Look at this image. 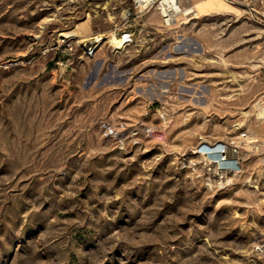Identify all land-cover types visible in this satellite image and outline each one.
Returning a JSON list of instances; mask_svg holds the SVG:
<instances>
[{
    "label": "rangeland",
    "instance_id": "374dc122",
    "mask_svg": "<svg viewBox=\"0 0 264 264\" xmlns=\"http://www.w3.org/2000/svg\"><path fill=\"white\" fill-rule=\"evenodd\" d=\"M181 2L0 0V264H264V25Z\"/></svg>",
    "mask_w": 264,
    "mask_h": 264
},
{
    "label": "built area",
    "instance_id": "2783aa9c",
    "mask_svg": "<svg viewBox=\"0 0 264 264\" xmlns=\"http://www.w3.org/2000/svg\"><path fill=\"white\" fill-rule=\"evenodd\" d=\"M233 3L242 6L243 12L246 17L258 24L264 25V0H230ZM133 9H137L139 12L149 11L151 9H156L160 15L161 24L164 27L173 26L174 22L177 21V17L180 16L175 9V5H182L181 0H129ZM126 14L129 16L131 14L130 8L126 9ZM181 20V19H180ZM179 20V21H180ZM178 21V22H179ZM125 35L124 44L126 45L131 41L132 35L130 32H124L121 35ZM95 41L96 38H95ZM94 50V46H87V53H91ZM258 105L264 107V95H262L257 101ZM245 133L242 134L244 136ZM202 145L198 147L200 149ZM209 148L213 152L217 153L218 158H212L210 150L205 151V156L211 164L217 162V170L222 171L224 169H230L229 172H238L240 170L239 158L237 156L238 145L232 144L228 145L222 142L209 144ZM226 160L225 162H222Z\"/></svg>",
    "mask_w": 264,
    "mask_h": 264
},
{
    "label": "bare ground",
    "instance_id": "6f19581e",
    "mask_svg": "<svg viewBox=\"0 0 264 264\" xmlns=\"http://www.w3.org/2000/svg\"><path fill=\"white\" fill-rule=\"evenodd\" d=\"M176 1V0H175ZM224 2L226 3H232L230 0H223ZM175 9L176 11L178 12V14H182V15H187L189 18H193L195 15L198 14L199 11H197V9L193 6H189L188 9H181L180 5H175ZM180 17V16H179ZM179 17H177V21L174 22V24H176L179 20ZM173 24V25H174ZM125 35L126 34H123V35H120V36H117L116 33H113V32H109L107 35H103V34H97L95 37H96V40L98 42L97 45H99L100 43H102L104 41V43H108L109 45L113 46L114 48H122L125 44H124V41H125ZM59 36H77L76 33L74 32H61L59 33ZM103 43V44H104ZM97 47V46H96ZM256 109H257V113H256V116H257V119H260L262 121H264V107L258 105V103H254L253 105ZM258 120V121H260ZM257 140L256 139H252L251 137H247L245 138V144H244V148L246 149L247 153H250L253 151V149L255 148L256 146V142ZM202 146L200 147L199 150L197 149H194L193 152L195 153H199L201 154L203 157L206 155L205 154V151H209L210 150V155L212 158H218L217 156V153L213 152L212 149L209 148V144H201ZM207 159V158H206ZM226 160H223L222 162H225ZM215 165H216V169H217V162H214ZM229 171H232L230 169H224L222 170V172L224 173H227ZM234 174H237L236 172H234ZM228 179V178H227ZM230 180V178L228 179V181ZM262 250H264V246H262Z\"/></svg>",
    "mask_w": 264,
    "mask_h": 264
}]
</instances>
